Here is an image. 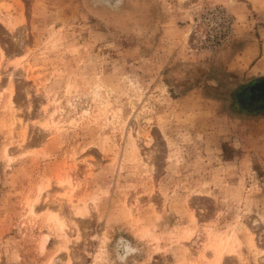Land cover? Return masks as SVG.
<instances>
[{"label": "rangeland", "instance_id": "374dc122", "mask_svg": "<svg viewBox=\"0 0 264 264\" xmlns=\"http://www.w3.org/2000/svg\"><path fill=\"white\" fill-rule=\"evenodd\" d=\"M255 82L264 0H0V264H264Z\"/></svg>", "mask_w": 264, "mask_h": 264}, {"label": "trees", "instance_id": "16d2710c", "mask_svg": "<svg viewBox=\"0 0 264 264\" xmlns=\"http://www.w3.org/2000/svg\"><path fill=\"white\" fill-rule=\"evenodd\" d=\"M260 84L261 82H255L236 90L232 96L234 106L241 111L264 113V94L255 89V86Z\"/></svg>", "mask_w": 264, "mask_h": 264}, {"label": "water", "instance_id": "95a60500", "mask_svg": "<svg viewBox=\"0 0 264 264\" xmlns=\"http://www.w3.org/2000/svg\"><path fill=\"white\" fill-rule=\"evenodd\" d=\"M255 89H256L258 92L264 94V83H261L260 85L255 86Z\"/></svg>", "mask_w": 264, "mask_h": 264}, {"label": "bare ground", "instance_id": "6f19581e", "mask_svg": "<svg viewBox=\"0 0 264 264\" xmlns=\"http://www.w3.org/2000/svg\"><path fill=\"white\" fill-rule=\"evenodd\" d=\"M46 113V112H45ZM46 115V114H45ZM19 120V119H18ZM60 187H62V186H60ZM31 210H32V208H31ZM60 225V224H59ZM221 254V253H220ZM220 254H219V257H220ZM219 259V258H218Z\"/></svg>", "mask_w": 264, "mask_h": 264}, {"label": "flooded vegetation", "instance_id": "af4514ba", "mask_svg": "<svg viewBox=\"0 0 264 264\" xmlns=\"http://www.w3.org/2000/svg\"><path fill=\"white\" fill-rule=\"evenodd\" d=\"M261 102V101H260Z\"/></svg>", "mask_w": 264, "mask_h": 264}]
</instances>
